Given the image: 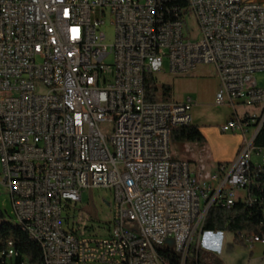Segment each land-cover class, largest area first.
<instances>
[{"label":"built area","instance_id":"2783aa9c","mask_svg":"<svg viewBox=\"0 0 264 264\" xmlns=\"http://www.w3.org/2000/svg\"><path fill=\"white\" fill-rule=\"evenodd\" d=\"M189 19L196 34L185 31ZM201 66L218 79L216 105L232 110L221 131L242 139L234 163L210 169L171 156V132L193 124L194 102L147 103L145 94L148 75ZM259 73L264 0H0V184L16 220L46 243L40 264H166L158 248L170 249L168 239L184 264L212 208L242 204L251 219L264 216ZM89 190L113 194L105 236L64 216ZM235 236L264 247V223ZM18 257L8 241L0 264H29Z\"/></svg>","mask_w":264,"mask_h":264},{"label":"rangeland","instance_id":"374dc122","mask_svg":"<svg viewBox=\"0 0 264 264\" xmlns=\"http://www.w3.org/2000/svg\"><path fill=\"white\" fill-rule=\"evenodd\" d=\"M186 33H197V26L194 19L188 20ZM102 32L106 35L105 44L110 46L114 43V27L110 24L109 18L105 20ZM168 68L165 62V69ZM260 87H264V73L256 75ZM155 78L159 85H169L173 89L170 100L182 102L191 99L194 102L192 109V123L204 131L206 142L203 144L190 143H171V156L173 161H195L203 163L210 169L218 163H234L236 154L238 155L242 139L240 135L223 133L221 128L229 120L232 110L226 106H217L215 103L218 89V81L214 69L211 66H201L194 73L185 76H171L168 72L157 74ZM42 92V89H39ZM243 108H239L242 112ZM1 170V168H0ZM114 197L109 190H89L83 193L82 202L64 213L69 222L74 223L78 230L86 229L88 235L105 236L106 230L111 229L113 218ZM0 212L6 215L10 223H15L16 217L13 212L11 199L6 194L0 184ZM125 227L133 230V223L125 221ZM230 233V232H229ZM201 237L206 243V238L210 235ZM234 234V233H230ZM235 235V234H234ZM232 236V235H231ZM229 237V236H228ZM230 238V237H229ZM229 238L226 247L230 249ZM200 240V244H201ZM212 245L216 248L219 244L213 241ZM238 245V244H237ZM244 249L232 251L234 257L240 264H247L251 259V254L247 253L245 246L239 244ZM201 247V246H200ZM205 250L203 247H201ZM207 251V250H205ZM209 252V250H208ZM249 252V250H248ZM257 251L255 255L260 256L258 262L254 264H264V253ZM247 258V260H245ZM221 259V258H220Z\"/></svg>","mask_w":264,"mask_h":264},{"label":"trees","instance_id":"16d2710c","mask_svg":"<svg viewBox=\"0 0 264 264\" xmlns=\"http://www.w3.org/2000/svg\"><path fill=\"white\" fill-rule=\"evenodd\" d=\"M173 89L169 85H159L156 78L148 75L145 79V94L147 103L169 101L172 98ZM171 143L203 144L206 139L200 128L190 125L185 128L172 130ZM264 146V130L256 142ZM263 216H257V221L250 218L249 210L242 204H237L233 209L226 210L212 208L205 224V232H230L236 234L240 231L254 229L257 223H263ZM236 237V236H235ZM19 253L17 262L25 258L29 264H40L43 261L42 250L39 242L35 240L23 227L17 223H10L6 215L0 212V254L7 249V242ZM236 244H241L235 238ZM158 253L166 264H181V256L167 248H158ZM184 264H225L220 257L212 252L203 250L200 245L193 243L189 249Z\"/></svg>","mask_w":264,"mask_h":264},{"label":"crops","instance_id":"0c3cea01","mask_svg":"<svg viewBox=\"0 0 264 264\" xmlns=\"http://www.w3.org/2000/svg\"><path fill=\"white\" fill-rule=\"evenodd\" d=\"M217 79V78H216ZM217 81H218V79H217ZM218 90H219V82H218V89H217V93H218ZM217 95V94H216ZM174 100V99H173ZM201 130V129H200ZM201 132L203 133V135H205L204 134V131H202L201 130ZM237 154H236V158H237ZM208 235H210L209 237H207L206 238V244H207V246H208V248L209 249H212V248H215L213 245H212V243H213V241H216L218 244H219V246H220V250L219 251H209V252H212V253H214L215 255H217L218 257H220L222 260H223V262L225 263V264H240V262H238V260H237V258L236 257H234L233 256V254L231 253L232 251H238V250H240V249H244L243 247H241V246H239V245H237L236 243H235V235L234 234H230L229 232H217V233H223V237L221 238L219 235H217V233H215V232H206ZM232 235V236H231ZM230 238H229V237ZM228 238H229V241L231 242L230 243V249H228L227 247H226V242H227V240H228ZM221 242H222V246H221ZM218 247V246H217ZM216 247V248H217ZM205 249V248H204ZM232 249V251H230ZM245 249H248V248H246L245 247ZM248 250H249V252H248ZM248 250H246L247 251V253H250L251 254V259L247 262V264H254L255 262H258L259 261V259H261L260 258V256L259 257H257L256 255H255V253L257 252V251H260L261 252V254L260 255H262V253H264V247L262 246V245H256L253 249H248ZM208 251V250H207ZM245 260H247V258L245 259Z\"/></svg>","mask_w":264,"mask_h":264},{"label":"bare ground","instance_id":"6f19581e","mask_svg":"<svg viewBox=\"0 0 264 264\" xmlns=\"http://www.w3.org/2000/svg\"><path fill=\"white\" fill-rule=\"evenodd\" d=\"M80 42L81 44H88V33H80ZM52 114L65 115V107H52ZM164 185H172V177H164ZM15 223L21 225L23 229L34 238L33 234L31 233V230L28 229L27 227H24L23 224H20V221L16 220ZM263 223H264V218H263ZM34 239L37 240L41 246L43 261H49V251L48 249H46V243L41 242L39 238H34ZM10 246L12 247L11 244Z\"/></svg>","mask_w":264,"mask_h":264},{"label":"clouds","instance_id":"9594fccd","mask_svg":"<svg viewBox=\"0 0 264 264\" xmlns=\"http://www.w3.org/2000/svg\"><path fill=\"white\" fill-rule=\"evenodd\" d=\"M205 235H207V233ZM217 235H219L221 238L223 237V233H217ZM200 246L205 248V250H209V251H219L220 250V246H218L217 248L209 249L203 239L201 240ZM221 246H222V242H221Z\"/></svg>","mask_w":264,"mask_h":264},{"label":"water","instance_id":"95a60500","mask_svg":"<svg viewBox=\"0 0 264 264\" xmlns=\"http://www.w3.org/2000/svg\"><path fill=\"white\" fill-rule=\"evenodd\" d=\"M166 245L170 248L173 249L174 248V241L172 239H168L166 241Z\"/></svg>","mask_w":264,"mask_h":264}]
</instances>
